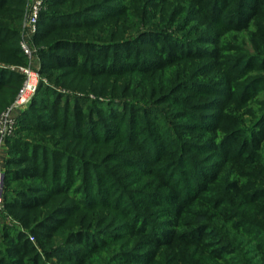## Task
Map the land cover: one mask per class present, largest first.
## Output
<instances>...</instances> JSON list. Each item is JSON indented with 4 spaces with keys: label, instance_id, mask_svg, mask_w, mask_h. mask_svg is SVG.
Masks as SVG:
<instances>
[{
    "label": "rangeland",
    "instance_id": "rangeland-1",
    "mask_svg": "<svg viewBox=\"0 0 264 264\" xmlns=\"http://www.w3.org/2000/svg\"><path fill=\"white\" fill-rule=\"evenodd\" d=\"M207 1L46 0L42 11L54 25L80 24L61 35L113 47L104 55L117 73L90 65L88 74L41 56L48 44L36 41L45 26L29 25L32 0H0V27L10 38L0 46L1 73L22 75L19 69L30 67L39 81L15 114L3 168L21 169L14 162L24 150L29 157L40 152L38 169L29 170L34 176L8 180L0 264H22L11 251L16 235L32 241L40 264H264V212L234 190H264V0L237 27L230 23H237L241 0L222 19ZM169 37L182 49L161 56ZM26 41L33 55L7 61V49ZM130 44L133 56L146 54L139 68L127 58ZM19 89L1 84L0 115ZM237 136L242 143L227 156ZM199 173L215 179L204 193L213 206L170 225L158 204L169 193L161 176L175 175L190 194L203 181ZM28 190L46 204L36 211L6 204ZM47 214L57 219L50 241L32 232ZM169 227L200 228L208 252L149 244L148 233L162 236ZM224 244L229 252L215 255Z\"/></svg>",
    "mask_w": 264,
    "mask_h": 264
},
{
    "label": "trees",
    "instance_id": "trees-1",
    "mask_svg": "<svg viewBox=\"0 0 264 264\" xmlns=\"http://www.w3.org/2000/svg\"><path fill=\"white\" fill-rule=\"evenodd\" d=\"M200 3L204 0H198ZM207 1V0H206ZM46 2V1H45ZM233 0H208L206 2L207 9L216 8L219 10L220 19L225 18L226 15L224 12L226 10H231L230 6ZM261 0H241L240 5H237L238 20L237 23L231 22L230 25L233 27H237V25H244L254 14H257L260 9ZM39 23L45 26L44 31L41 33L40 37L36 40L37 43L41 41H45L47 48H44L41 51V56L46 58L49 61H52L53 64L57 67H72L79 72H85L91 74L92 69L89 67L90 65H102L104 69L100 71L103 74L114 72L110 70L108 66V59L106 57L105 51L113 50V47H109V45L105 42L98 43L94 41H81L75 40L73 38L65 37L61 35L67 31L75 29L76 27H80L78 23L71 22H63L58 25H54L53 15H49L44 11L41 12ZM42 27V26H41ZM6 29H2L0 27V46L5 45L9 41V37L6 34ZM56 32V33H55ZM52 34L55 37L53 38ZM160 40V39H159ZM14 44H17L14 42ZM163 54L176 53L178 50L182 49L180 42L175 39V37L166 38L165 42H162ZM129 53L127 58L130 59L131 63H133L136 68H139L140 63L146 57V54L138 53L136 56L132 55L134 49L132 50L131 44L129 45ZM118 49V48H115ZM119 49H123V47H119ZM19 52H22L21 48L14 45V47L7 49V61L11 59H16L17 61H23L19 56ZM215 56H218L217 52L213 53ZM24 55V54H23ZM84 66V67H83ZM0 70V88L1 84H13L17 88H21L24 77L22 75H17L13 73H8L5 71L4 74L1 73ZM117 73V72H114ZM54 118L56 120L60 119V111L52 110ZM10 136L6 140V145L10 138ZM241 137L237 136L234 138V142L230 145L229 151H227L226 155L230 156L231 153L235 151L239 144H241ZM213 149H218V146L215 145ZM220 152V151H219ZM24 158L17 159L15 165L22 166L21 169H15L14 171H7L4 168L5 179H4V203L6 200V189L7 183L10 176H14L17 179H24L34 176V173H31L30 169H38L39 156L40 152L36 149L33 152L31 157L27 156V151L24 150ZM221 153V152H220ZM26 164H31V166L27 167ZM36 172V171H35ZM11 173V175H10ZM199 180L202 179V182H195L197 185L195 190L190 194H187V191H183L179 188L176 180H174V176L162 175L161 181L163 182V186L165 189L169 191L166 198L163 201H158L160 206H163L166 209V213L171 217L170 225L181 226V220L189 217L191 219L196 215V211L204 206H213V199H209L204 193L210 190V184L215 182V179L212 176L206 175L204 173H199ZM64 190L60 188V190ZM234 190L241 193L243 199L247 201V203L258 204L257 208L260 209L261 212H264V190H250V191H240L236 185H234ZM6 204L10 207H18L23 211H36L38 208L44 206L46 203L42 200V197H36L35 194H32L31 191H22L18 200L15 203H11L7 201ZM48 216L37 222V225H34L32 228V232L36 233L38 236L45 238L47 240H51L53 234L56 231L57 219L53 217V214H47ZM148 225V224H147ZM147 229L144 228V232ZM193 230V229H192ZM137 231V230H134ZM143 231V230H141ZM190 232V235L188 234ZM149 244H155L156 247L166 245L168 248L172 250H177V252H183L184 249L194 248L199 250L200 252H208L210 245L205 243L206 235L204 231L200 228L194 229L193 231L188 230V232H181L177 229H173L169 227L166 232L162 233V236H156L152 232L148 233ZM192 234V236H191ZM191 236V237H190ZM77 242L83 243V236H78L75 240ZM13 246L11 247V251L22 260V264H40L41 256L37 251L36 246L32 243V241L25 237V235H16ZM178 249H180L178 251ZM229 252L228 246L224 244V246L214 253L217 256H222L223 254ZM27 260V261H26Z\"/></svg>",
    "mask_w": 264,
    "mask_h": 264
},
{
    "label": "built area",
    "instance_id": "built-area-1",
    "mask_svg": "<svg viewBox=\"0 0 264 264\" xmlns=\"http://www.w3.org/2000/svg\"><path fill=\"white\" fill-rule=\"evenodd\" d=\"M46 0H32V5L29 12V25L35 29L43 6ZM21 50L26 57L33 55V50L29 42L21 44ZM24 77L23 84L18 91L17 97L13 105L0 115V211L4 203V179L5 172L2 165L3 150L6 146V140L13 135L16 124V113L27 106L38 88V74L30 67H22L19 69Z\"/></svg>",
    "mask_w": 264,
    "mask_h": 264
},
{
    "label": "crops",
    "instance_id": "crops-1",
    "mask_svg": "<svg viewBox=\"0 0 264 264\" xmlns=\"http://www.w3.org/2000/svg\"><path fill=\"white\" fill-rule=\"evenodd\" d=\"M4 152V151H3Z\"/></svg>",
    "mask_w": 264,
    "mask_h": 264
}]
</instances>
